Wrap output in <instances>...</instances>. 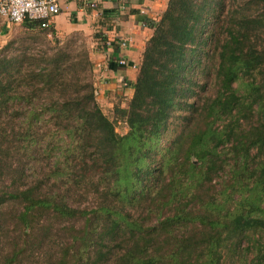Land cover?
I'll return each instance as SVG.
<instances>
[{
	"label": "trees",
	"instance_id": "1",
	"mask_svg": "<svg viewBox=\"0 0 264 264\" xmlns=\"http://www.w3.org/2000/svg\"><path fill=\"white\" fill-rule=\"evenodd\" d=\"M144 24L108 114L74 43L0 60V264H264V0H168Z\"/></svg>",
	"mask_w": 264,
	"mask_h": 264
},
{
	"label": "crops",
	"instance_id": "2",
	"mask_svg": "<svg viewBox=\"0 0 264 264\" xmlns=\"http://www.w3.org/2000/svg\"><path fill=\"white\" fill-rule=\"evenodd\" d=\"M168 0H58L60 13L51 19L50 29L60 37L81 33L94 35L95 24L101 13L119 11V18L113 29L106 33L104 48L96 46L93 54L95 88L99 104L111 109L117 100L132 97V86L137 77L145 43L151 30L144 26V20L157 21L165 10ZM143 11V13H141ZM129 41L124 47L122 42ZM125 60L128 68L118 66V60ZM134 66V67H133Z\"/></svg>",
	"mask_w": 264,
	"mask_h": 264
},
{
	"label": "rangeland",
	"instance_id": "3",
	"mask_svg": "<svg viewBox=\"0 0 264 264\" xmlns=\"http://www.w3.org/2000/svg\"><path fill=\"white\" fill-rule=\"evenodd\" d=\"M67 41L69 42V44H75L77 49L74 50L77 55H79L80 53H85L84 51H86L89 60L91 62L93 61V50L97 49L94 45L96 39H93V35L77 33L70 37L64 38L57 35L56 38H47L44 34L38 32V30H28L23 27V25L8 27L6 24L4 25V22L0 18V60H17L19 62L25 55L32 54V56H35L38 53L46 51L48 49V55H51V53L57 50V47L63 48L61 46H65ZM57 44H59V46ZM18 62L13 63L14 68L16 67ZM14 68L12 70H14ZM92 81L95 82V74L93 70ZM99 105L101 108L102 106H105V104ZM103 110L105 113L109 111L107 109ZM182 125L183 123H180L178 128H180ZM126 129V126H117V132L119 134H124L126 132ZM168 129L170 133L166 136L165 140L162 143V145L164 146L169 145L177 136V133L172 131V125Z\"/></svg>",
	"mask_w": 264,
	"mask_h": 264
},
{
	"label": "built area",
	"instance_id": "4",
	"mask_svg": "<svg viewBox=\"0 0 264 264\" xmlns=\"http://www.w3.org/2000/svg\"><path fill=\"white\" fill-rule=\"evenodd\" d=\"M59 13L58 0H0V17L5 20L8 27L34 22L41 29H48L51 19ZM143 25L145 26L144 23ZM128 42H122V46ZM118 64L122 67L130 66L123 59L119 60Z\"/></svg>",
	"mask_w": 264,
	"mask_h": 264
}]
</instances>
